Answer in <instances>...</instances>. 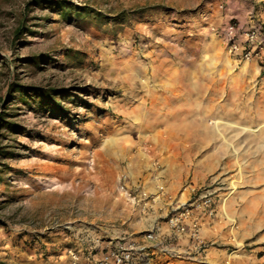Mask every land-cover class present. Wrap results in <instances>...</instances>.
<instances>
[{"label":"rangeland","instance_id":"rangeland-1","mask_svg":"<svg viewBox=\"0 0 264 264\" xmlns=\"http://www.w3.org/2000/svg\"><path fill=\"white\" fill-rule=\"evenodd\" d=\"M57 1L0 0V117L15 127H0V260L71 264L68 249L143 232L168 188L161 142L193 151L184 173L205 157L236 191L264 185V38L249 60L229 53L226 1L61 0L66 18Z\"/></svg>","mask_w":264,"mask_h":264},{"label":"crops","instance_id":"crops-1","mask_svg":"<svg viewBox=\"0 0 264 264\" xmlns=\"http://www.w3.org/2000/svg\"><path fill=\"white\" fill-rule=\"evenodd\" d=\"M223 1H226V6L222 12L218 13L217 19L218 27H220L219 32H217L219 36L227 22L233 20L240 22L244 27H247L251 22L259 25L260 35L264 38V0ZM261 48L260 50L263 51L264 47ZM168 144L169 142L160 143L162 150L167 149L165 156L170 162L171 171L167 168L168 170L164 172L166 176H169L168 188L158 194V198L156 201L154 200L155 203L145 204L143 208V211L148 210L150 212L143 222L144 231L152 228L158 235L155 239L148 240L144 237L142 230L136 235L134 232L132 234L138 243L149 249L150 257L146 263L224 264L225 260L230 258L232 264H264V185L262 184L257 189L243 188L241 191H236L237 185L234 186V182H236L238 175L233 177L232 174L228 175L226 170L217 171L218 161L212 159L213 163L207 160L205 162V157L195 158V161L204 167L200 169L201 172L194 170L190 174L184 173L182 167L189 163L193 151L189 152L190 148H184L183 142L178 145L179 148H174L172 151ZM179 157L182 160H179ZM260 171L263 172L264 169L260 167ZM187 178H189V187L180 190L183 181H186ZM256 179H258L256 176L247 178L251 183ZM261 179L264 180V175ZM191 187L195 188L196 191L191 192ZM202 188L212 192L214 196L216 212L214 219L209 220L202 214H198L203 236L207 240L213 241L214 245L206 249L205 254L199 258V262L171 258L161 252L163 247L176 246L184 250L186 244L185 241L171 239L167 235L165 218L172 204L176 201L184 202L191 199ZM150 190L152 195L157 193H153L155 191L152 192V188ZM165 195L168 198L167 201L164 199ZM208 226L209 229H207ZM261 230L263 231L261 232ZM79 247L85 250L82 254V261L87 262L89 243ZM229 252H232L230 256H228Z\"/></svg>","mask_w":264,"mask_h":264},{"label":"built area","instance_id":"built-area-1","mask_svg":"<svg viewBox=\"0 0 264 264\" xmlns=\"http://www.w3.org/2000/svg\"><path fill=\"white\" fill-rule=\"evenodd\" d=\"M219 34L227 51L244 60H249L263 41L260 26L253 22L244 27L240 22L230 20ZM190 191L195 192L196 189L191 187ZM199 213L209 220L215 217L214 196L207 189L202 188L191 199L172 204L165 218V230L171 239L185 241L186 247L182 250L176 246H165L161 252L178 260L199 262L206 249L214 245L213 241L207 240L202 234ZM209 228L208 226L207 229ZM157 235L152 228L144 231V237L148 240L155 239ZM148 250L146 246L138 243L132 234L127 233L107 237L105 240L101 237L91 239L88 255L84 256L88 258L87 262L82 261L85 250L81 247L68 249L67 255L71 264H148ZM231 253L229 252L228 256ZM224 264H232L231 259L227 258Z\"/></svg>","mask_w":264,"mask_h":264},{"label":"trees","instance_id":"trees-1","mask_svg":"<svg viewBox=\"0 0 264 264\" xmlns=\"http://www.w3.org/2000/svg\"><path fill=\"white\" fill-rule=\"evenodd\" d=\"M36 2H35V5H40L42 2H41V0H35ZM55 8L59 11V15L62 17V18H66V17H68L69 16V14H70V12L71 11H73L71 8V6L70 5H68V4H66V3H64L63 1H61V0H59V1H57L56 3H55ZM76 15H80V14H83V15H91L93 12H90V11H88V10H86V11H84V10H81V11H79V10H75V12H74ZM92 15H95V14H92ZM34 63V62H33ZM13 88H14V90H13V92H20V94L22 95V99L24 98V100H25V97H28V95L30 94L27 90H25V89H23V88H21V87H17V86H13ZM48 95L49 94H39V93H37L36 94V96L38 97V98H42L43 96L46 98V97H48ZM47 101H50V103H52L53 105H52V107H53V109H57V103L56 102H54V100H52L51 98H50V95H49V98L47 99ZM3 127V126H5V127H7V128H9V129H15V127L13 126V124L11 123V122H7V121H5V120H3V118H1L0 117V127ZM1 150V149H0ZM0 153H2V151H0ZM4 153V152H3ZM0 181H1V178H0ZM0 264H9V263H7L6 261H3V260H0Z\"/></svg>","mask_w":264,"mask_h":264},{"label":"bare ground","instance_id":"bare-ground-1","mask_svg":"<svg viewBox=\"0 0 264 264\" xmlns=\"http://www.w3.org/2000/svg\"><path fill=\"white\" fill-rule=\"evenodd\" d=\"M215 124H216V122H215ZM165 141H167V140H165Z\"/></svg>","mask_w":264,"mask_h":264}]
</instances>
